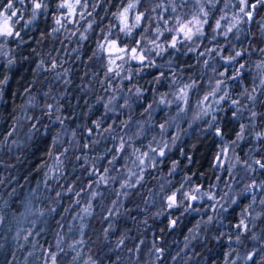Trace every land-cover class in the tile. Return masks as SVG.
<instances>
[{"label": "clouds", "instance_id": "obj_1", "mask_svg": "<svg viewBox=\"0 0 264 264\" xmlns=\"http://www.w3.org/2000/svg\"><path fill=\"white\" fill-rule=\"evenodd\" d=\"M0 264H264V0H0Z\"/></svg>", "mask_w": 264, "mask_h": 264}]
</instances>
